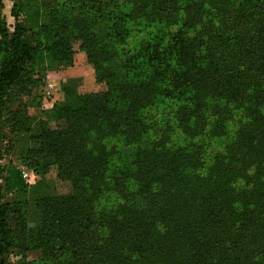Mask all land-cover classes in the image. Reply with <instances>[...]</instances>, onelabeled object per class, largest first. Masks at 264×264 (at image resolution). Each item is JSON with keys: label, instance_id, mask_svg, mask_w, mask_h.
<instances>
[{"label": "trees", "instance_id": "16d2710c", "mask_svg": "<svg viewBox=\"0 0 264 264\" xmlns=\"http://www.w3.org/2000/svg\"><path fill=\"white\" fill-rule=\"evenodd\" d=\"M89 2L67 5L63 20L48 10L42 23L41 0H13L12 33L0 18V150L8 125L30 132L24 163L71 184L65 195L39 185L31 228L17 200L29 187L17 165L0 164V254L41 249L43 264H264V0L191 8L169 52L158 57L155 46L142 64L113 52L125 29L102 26V5ZM153 3L160 13L181 6ZM77 41L107 90L65 89L55 129L34 132L26 109L41 97L43 62L71 63ZM167 99L171 117L153 127L144 111Z\"/></svg>", "mask_w": 264, "mask_h": 264}, {"label": "rangeland", "instance_id": "374dc122", "mask_svg": "<svg viewBox=\"0 0 264 264\" xmlns=\"http://www.w3.org/2000/svg\"><path fill=\"white\" fill-rule=\"evenodd\" d=\"M102 5L103 15L102 20L106 24L123 25L120 28L114 26V29L122 31L125 29V36L117 38L114 42L113 52H127L128 55L136 54L138 60L145 61L150 57V53L155 46L159 45L158 57H162L161 53H168L169 49L164 46L170 39L173 42L174 33L179 30L182 19H191V8L198 7L201 9L212 5L213 1L218 0H161L163 4H176L179 6L176 10L158 12V6L153 3V0H97ZM42 2V23H48V10L56 11L58 16L63 20L67 19L65 7L69 4H83L90 6L89 0H41ZM13 0H0V18L5 23L10 33L14 30L15 21L11 15ZM188 12V13H187ZM157 14V15H156ZM116 16L117 19H111V16ZM158 16H163L158 21ZM91 20H96L91 16ZM79 41L74 45L75 53L71 63L53 62L43 64L41 69L44 77L43 84L40 86L36 94L41 97L30 100L27 104L26 116L30 123L25 126L33 127L34 132L40 131L42 128L50 130L57 126L54 109L59 104L65 101V89H74L77 94L101 93L107 90V81L99 79L96 75L94 65L88 61L84 50L78 47ZM172 46V45H171ZM122 64L112 62L111 66L114 70ZM159 64V62H158ZM157 64V65H158ZM138 70H142L138 68ZM107 72H104L106 74ZM172 108V101L167 99L161 102H156L154 105L145 109V119L150 124H156L153 127L162 126L164 119L169 116ZM169 122V121H168ZM160 123V124H159ZM162 123V124H161ZM10 125H8L9 127ZM172 127V124H168ZM8 127H5V140L1 145L0 164L5 165L8 162H13L17 165L20 171H25L29 174V182H26L29 189L25 193H21L17 200H20L22 210L26 214L27 225L31 228L38 226L39 217L35 209V199L39 194V185L45 181V186L51 189L52 192L60 195H65L70 192L71 184L68 181H60L56 179L54 168H50L49 172H40L27 166L24 163L27 158L30 132L21 131L13 132ZM10 128V127H9ZM169 131H173L170 129ZM176 132V130L174 131ZM174 132L171 134L172 139L182 142V137H176ZM113 144V143H111ZM118 147H124L122 141L115 143ZM22 176V175H21ZM24 180V178L22 177ZM52 181L53 185H49ZM1 183V180H0ZM44 254L41 249L29 250L24 254L16 253L12 250L6 255L0 254V264H43L41 262ZM4 259V260H3ZM1 261H4L1 263Z\"/></svg>", "mask_w": 264, "mask_h": 264}, {"label": "built area", "instance_id": "2783aa9c", "mask_svg": "<svg viewBox=\"0 0 264 264\" xmlns=\"http://www.w3.org/2000/svg\"><path fill=\"white\" fill-rule=\"evenodd\" d=\"M21 175H22V177L24 178V180L26 181V182H29V174L27 173V172H25V171H22L21 172Z\"/></svg>", "mask_w": 264, "mask_h": 264}]
</instances>
